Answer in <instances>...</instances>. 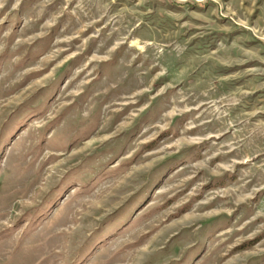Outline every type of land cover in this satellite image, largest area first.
I'll list each match as a JSON object with an SVG mask.
<instances>
[{
    "label": "rangeland",
    "instance_id": "1",
    "mask_svg": "<svg viewBox=\"0 0 264 264\" xmlns=\"http://www.w3.org/2000/svg\"><path fill=\"white\" fill-rule=\"evenodd\" d=\"M0 264H264V0H0Z\"/></svg>",
    "mask_w": 264,
    "mask_h": 264
}]
</instances>
